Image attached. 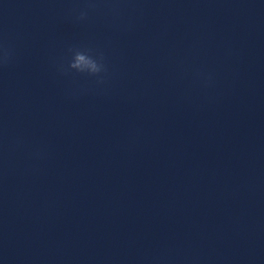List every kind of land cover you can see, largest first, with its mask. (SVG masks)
Instances as JSON below:
<instances>
[{
	"label": "clouds",
	"instance_id": "1",
	"mask_svg": "<svg viewBox=\"0 0 264 264\" xmlns=\"http://www.w3.org/2000/svg\"><path fill=\"white\" fill-rule=\"evenodd\" d=\"M88 10L95 11L98 8V0H88L86 5ZM113 11H116V8L113 7ZM87 15V12L82 11L80 14V18L83 19ZM15 57V48L12 41L8 38L7 35L0 37V68H7L14 62ZM86 63L91 68L90 75H98L101 72L106 71V67L104 64V57L100 54L98 57H94L93 55L85 61L83 56L77 57V64L73 65V67H78L80 64ZM194 77L198 80L204 87H208L211 85L213 77L211 73L202 70H196L194 73Z\"/></svg>",
	"mask_w": 264,
	"mask_h": 264
}]
</instances>
